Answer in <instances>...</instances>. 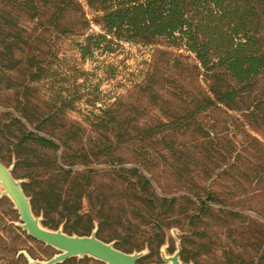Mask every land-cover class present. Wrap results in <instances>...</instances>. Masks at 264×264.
I'll use <instances>...</instances> for the list:
<instances>
[{"label":"rangeland","instance_id":"1","mask_svg":"<svg viewBox=\"0 0 264 264\" xmlns=\"http://www.w3.org/2000/svg\"><path fill=\"white\" fill-rule=\"evenodd\" d=\"M79 1L87 18L92 19V11L84 0ZM20 26L27 43L22 45V53H15L21 60L16 69L1 71L0 121L10 123L17 116L27 124L20 115L27 110L38 116L37 121L28 124L32 130L42 118L50 117L45 125L53 128L54 135H45L55 143H60L62 134H72L71 148L66 152L74 154L77 163L71 168L93 170L94 193L105 192L106 205L119 215V224L111 221L103 227V238L127 248L138 244L147 249L138 264H164L154 235L156 231L163 232L159 237L163 236L167 246L164 252L171 255L175 249L171 229L180 240H188L186 247L192 260L184 264H264V259L259 262L264 248V130L255 128L248 111L220 106L199 116L209 132L207 139L211 145L205 171L193 160H187V167L180 165L162 143L152 144L150 139L139 141L126 135L116 139L113 133L103 135L102 120L111 128L123 123L145 128L171 120L182 108L177 84L183 86L186 100L198 91H206L208 83L203 77H194L192 66L197 61L193 54L160 39L153 45L120 42L114 52L95 51L93 58L82 61L74 42L82 41L83 36H75L71 41L65 36L57 37L45 26L26 18L20 20ZM85 32L102 30L91 22ZM31 57L43 68L42 76L23 74L27 58ZM176 60L184 64V70L180 71ZM263 87L264 77H260L257 89ZM105 109L111 111V119L102 114ZM191 139L189 131L182 136H168L174 148H190ZM62 150L63 146L57 150L37 148L31 155L53 159L55 154L56 162L63 164ZM9 153L5 147L0 152L6 165L10 164ZM48 166L49 169L35 171L51 172L52 163ZM119 168H137L138 174L149 179L150 186L140 193V185L109 175ZM25 171L26 166L20 165L14 175L28 182L27 177H22ZM256 174L261 176L260 180H255ZM129 178L131 182L137 181L135 176ZM209 194L213 199L206 201L208 208L198 213L200 200ZM162 197L176 200L172 213L162 215V221L172 225L158 229L154 219L159 212L153 217L146 212L153 207L158 210L157 198ZM18 220L10 200L0 198V264H25L24 255L19 257L22 251L39 260L57 252L22 233L15 225ZM127 221L139 227L129 232L123 226ZM153 238L149 244L148 240ZM66 264L103 263L83 257Z\"/></svg>","mask_w":264,"mask_h":264},{"label":"trees","instance_id":"2","mask_svg":"<svg viewBox=\"0 0 264 264\" xmlns=\"http://www.w3.org/2000/svg\"><path fill=\"white\" fill-rule=\"evenodd\" d=\"M84 2L93 13L92 19L87 18L84 6L79 0H0V74L3 69L15 70L21 61L16 58L15 53H22V45L27 43L20 33L22 30L20 20L23 18L33 20L36 24L45 26L46 31L57 37L65 36L70 41L75 36H83L82 41L74 42L82 61L93 58L95 51L99 54L112 53L120 42L153 45L164 39L170 46L194 55L197 61V64L192 66V71L196 75L194 77L197 79L203 77L208 83L207 90L198 91L186 100L183 96L185 93L182 91L183 86L177 84L181 89L177 98L182 108L174 113L171 120L145 128L127 127L124 123L111 128L102 120L104 136L107 137L106 133H113L116 139L126 135L139 141L150 139L152 144L162 143L167 151L173 153V157L180 165L187 167L189 165L187 160H193V163L205 171V159L211 145L207 139L209 132L199 119L201 114L220 106L248 111V117L255 128L264 130V87L257 89L258 78L264 77V0H84ZM91 22L98 24L102 32L86 34L85 31ZM175 64L180 71L184 70V64L179 60H176ZM24 69V75L42 76L43 68L32 57L27 58ZM153 82L151 79V84ZM149 89L152 90V85ZM102 114L107 119L113 117L109 109L103 110ZM20 115L27 124L21 122L17 116H13L10 123L2 124L0 121V152L5 147L6 151L11 153L10 163L12 159L15 160L13 175L20 165L26 166L22 177H27L29 181L23 182L22 186L30 197L35 215L42 216V224L45 227L57 229L62 226L63 231L68 234L88 235L97 226L96 236L99 239L105 242L113 241L103 238L100 232L111 221L113 223L118 221L119 215L112 213L111 208L106 205L105 192L94 193L93 170L77 171L71 168L77 163L74 154L66 152L71 148L69 140L72 139V134H62L59 137L60 143L57 144L45 135H54L53 128L45 125L50 117L42 118L39 125L32 130L28 124L32 125L38 116L27 110H23ZM188 131L192 136L190 140L192 146L174 148L168 136L173 133L182 136ZM61 146L63 164L56 162L55 154L53 159L31 155L32 150L37 148L57 150ZM51 163V172L35 171L37 168L49 169L48 164ZM109 175H117L131 185H140L138 190L140 193L150 186L149 179L138 174L137 168H119L116 173ZM258 175H255V180H260L261 176ZM134 176L137 181L131 182L129 177ZM157 199L159 211L153 207L147 210L146 215L153 217L159 212V217L153 218L156 222L154 226L158 229L170 227L172 222H163L165 216L162 215L172 213L176 199L174 197ZM212 199L209 194L206 199L200 200L198 213L208 208L206 201ZM123 226L131 232L137 229L139 224L127 221ZM159 231L163 234L161 230ZM155 233L156 247L160 248L164 242L163 236L159 237L158 231ZM148 241L152 244L154 238ZM187 241L186 238L181 239L180 258L183 262L192 260L186 247ZM114 246L125 252L144 249L138 244L127 248L114 242ZM19 257L23 255L19 254ZM75 259L70 258L58 264H66ZM263 259L264 248L259 262ZM25 264L29 263L26 261Z\"/></svg>","mask_w":264,"mask_h":264},{"label":"water","instance_id":"3","mask_svg":"<svg viewBox=\"0 0 264 264\" xmlns=\"http://www.w3.org/2000/svg\"><path fill=\"white\" fill-rule=\"evenodd\" d=\"M14 165V159L9 165L0 159V198H8L17 211L19 220L15 225L18 228L57 251L46 260L35 259L26 251H22L21 254L29 264H58L70 258L83 257L92 258L103 264H137V261L148 252L147 249L125 252L116 248L114 241L105 242L96 236L97 226L88 235L68 234L63 231L62 226L57 229L45 227L42 224V216L33 212L30 197L22 186L24 180L13 175ZM172 231L171 229L175 249L171 255H166L164 249L167 246L161 245L160 258L164 264H184L180 258L181 240Z\"/></svg>","mask_w":264,"mask_h":264}]
</instances>
